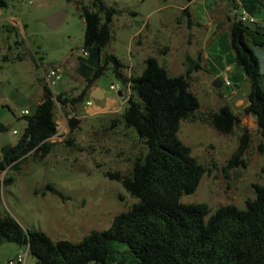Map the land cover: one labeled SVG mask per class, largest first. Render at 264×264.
Masks as SVG:
<instances>
[{
  "label": "rangeland",
  "instance_id": "obj_1",
  "mask_svg": "<svg viewBox=\"0 0 264 264\" xmlns=\"http://www.w3.org/2000/svg\"><path fill=\"white\" fill-rule=\"evenodd\" d=\"M5 1V6L0 5V125L5 126V130L0 129V152L5 144L17 142L26 124L22 111L32 113L41 101L44 71L54 64L62 65V77L54 84V93L76 97L110 54L120 59L124 65L121 70L128 77L139 74L149 56L158 57L171 75L185 73L187 57L199 56L201 68L192 71L190 90L199 97L201 108L182 120L178 135L206 166V172L197 190L184 194L181 201L206 203L210 215L227 204L245 208L246 200L256 196L254 186L264 184V138L251 133L244 155L246 165L231 168L228 161L239 146V130L223 134L202 119L227 102L222 91L230 87L221 91L212 82L220 76L216 74L227 51H232L227 16L237 14L238 9L241 12L242 6L238 8L233 0H102L117 9L110 24L111 39L99 54L91 48L85 55L81 7H93L94 0ZM244 6L264 22L263 0H245ZM186 8L191 15L184 11ZM56 12L66 17L58 27L51 28L45 19ZM258 25L264 32V23ZM97 58L98 65H90L89 61L95 64ZM262 65L264 68V62ZM261 83L264 87V75ZM111 84L120 85L124 96L120 98ZM92 86H100L107 98L114 99L101 103V98L92 97L88 91L85 99L68 111L56 102L58 135L52 137L56 142L53 152L44 158L29 157L20 170L2 175L13 181L3 184L1 212L10 213L26 230H42L53 240L78 242L92 230L107 229L115 215L137 201L107 175L109 171L129 173L135 157L146 152L143 143L122 123L111 124L121 117L131 90L115 77L111 62ZM92 98L95 105L87 106L86 101ZM100 103V110L95 109ZM70 117L80 120L72 134ZM110 247L111 264L136 263L126 244L112 240ZM19 254L26 256L25 264L35 263L26 246L4 242L0 264H8Z\"/></svg>",
  "mask_w": 264,
  "mask_h": 264
},
{
  "label": "trees",
  "instance_id": "obj_2",
  "mask_svg": "<svg viewBox=\"0 0 264 264\" xmlns=\"http://www.w3.org/2000/svg\"><path fill=\"white\" fill-rule=\"evenodd\" d=\"M0 5L5 6L6 1L1 0ZM184 11L190 15L188 8ZM81 12L85 21L84 49L95 48L99 54L111 39L110 24L117 9L94 0L93 7L84 5ZM230 21V47L251 83L244 113L256 119L264 138L262 73L248 43L249 24L238 15ZM201 60L199 56H188L186 72L171 75L158 57L149 56L142 71L128 77L121 70L124 65L120 59L110 54L76 97L64 92L55 94L44 83L41 101L32 113L23 115L26 124L17 142L1 148L0 196L3 184L13 181L11 177L3 178V172L20 170L27 158H44L53 152L56 142L52 137L58 132L56 102L64 111L73 109L111 62L115 77L131 90L121 117L111 124L122 123L143 143L146 152L135 157L129 173L109 171L107 175L137 201L115 215L107 229L92 230L78 242L53 240L42 230H26L14 216L0 210V246L4 242L26 246L35 258L34 264H111L112 240L126 244L136 264H264V184L254 186L256 196L246 200L245 208L227 204L209 215L208 204L181 201L184 194L197 190L206 172V166L178 135L182 120L201 108L199 97L190 90L191 73L201 68ZM241 118L228 104L202 116L223 134L239 130V146L228 161L231 168L246 165L244 155L250 146L251 136L241 127ZM68 123L72 134L80 120L70 117ZM0 129L5 130V126L0 125ZM259 147L263 150L262 144ZM49 188L54 190L51 185Z\"/></svg>",
  "mask_w": 264,
  "mask_h": 264
},
{
  "label": "crops",
  "instance_id": "obj_3",
  "mask_svg": "<svg viewBox=\"0 0 264 264\" xmlns=\"http://www.w3.org/2000/svg\"><path fill=\"white\" fill-rule=\"evenodd\" d=\"M233 1L236 2L238 8H240L242 6V9H245L251 15L255 16L252 12H250L249 10H247L245 8V6H244L245 0H233ZM236 12H237V14H235V15H228L227 16L229 21L233 20L234 17L240 13L239 9ZM190 15H191V13H190ZM238 17H239V15H238ZM262 23H264V22H260L257 20L256 23H246V24H249V33H250V35L248 37V39H249L248 43H249L251 49L256 54V56L258 57L259 62H260L261 73H262V75H264V71H263L264 68L262 65V63L264 62V32H261L259 30V25H258V24H262ZM229 26H230V22H229ZM227 52H228L227 53L228 56H226L225 60H223L222 66L220 67L218 74H216V75H220V76L216 77L213 80V81H215L216 79H219L220 86H218V87L213 86V87L218 88L221 91L223 88L230 87V89H228V91H227V89H226V91H222V93L224 94V98L227 101L226 104H228L235 113L241 114L242 111L244 112V109L249 104V94L251 91V83H250V80L248 79V77L245 75L242 68L239 67L240 65L236 61L234 51L229 50ZM98 61H99V59L97 60V62L95 64L92 63L91 61H89V63H90V65H92V66L94 65V67H96L98 65ZM201 63H202V60H201ZM231 79H234L235 82L233 83L231 81ZM227 81L229 82V84H227ZM230 81L232 83H230ZM242 85H244L243 88H241ZM95 86H92L88 91L90 92V94L92 96L94 94L98 93V95L101 96V99H100L101 103L105 102V101L108 102L109 99H111V100L114 99V98H107L106 94L102 90V88L100 86H97V87H95ZM262 87H263V85H262ZM263 89H264V87H263ZM119 92L120 91H118V93ZM121 93L122 94L119 95L120 98L124 96L122 91H121ZM101 103L96 105L95 109L100 110V106L103 105ZM84 107L87 108L86 106H84ZM240 125L249 134L260 133L257 121L251 114H247V113L244 114L241 118ZM56 135H58V132ZM53 141H55V140H53ZM134 264H136V263H134Z\"/></svg>",
  "mask_w": 264,
  "mask_h": 264
},
{
  "label": "built area",
  "instance_id": "obj_4",
  "mask_svg": "<svg viewBox=\"0 0 264 264\" xmlns=\"http://www.w3.org/2000/svg\"><path fill=\"white\" fill-rule=\"evenodd\" d=\"M239 19L244 23H256L257 19L255 16L251 15L248 11L245 9H242L239 14ZM84 54L87 55L88 51L84 50ZM62 77V65L61 64H54L51 67L47 68V70L44 71V81L45 83L53 88L54 84L59 83ZM227 84L229 82L227 81ZM110 88L112 90L122 91L120 85L118 84H111ZM94 104L93 98L88 99L86 101L87 106H92ZM30 111L28 109H24L22 111L23 115L29 114ZM14 133H17L16 130H14ZM26 263V256L19 254L15 259H12L8 262V264H25Z\"/></svg>",
  "mask_w": 264,
  "mask_h": 264
},
{
  "label": "water",
  "instance_id": "obj_5",
  "mask_svg": "<svg viewBox=\"0 0 264 264\" xmlns=\"http://www.w3.org/2000/svg\"><path fill=\"white\" fill-rule=\"evenodd\" d=\"M66 15L63 12H56V13H51L49 14L46 19L45 22L46 24L51 27V28H55L58 27L64 20H65ZM213 86L218 87L220 86V82L219 79H216L215 81H213L212 83ZM121 91L119 92V95H121ZM92 97L94 98H98L100 99L101 96L97 94H94Z\"/></svg>",
  "mask_w": 264,
  "mask_h": 264
}]
</instances>
